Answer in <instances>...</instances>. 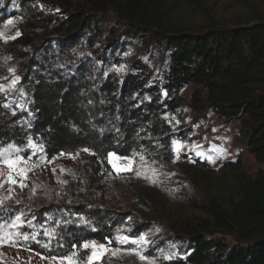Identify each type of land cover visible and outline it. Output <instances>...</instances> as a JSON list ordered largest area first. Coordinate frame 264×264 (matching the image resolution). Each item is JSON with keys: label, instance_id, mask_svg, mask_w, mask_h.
Returning <instances> with one entry per match:
<instances>
[{"label": "trees", "instance_id": "1", "mask_svg": "<svg viewBox=\"0 0 264 264\" xmlns=\"http://www.w3.org/2000/svg\"><path fill=\"white\" fill-rule=\"evenodd\" d=\"M183 1L204 9L201 0ZM175 4L176 0L0 4V23L21 18V35L0 43V70H14L12 80L20 78L14 89L0 92V150L13 145L9 150L14 154L16 149L23 156L35 151L32 159L39 162L41 157L52 161L61 153L78 154L76 172L63 191L73 202H88L91 196L77 192L105 194L101 182L112 170L110 152L123 157L137 153V161L142 155L145 162H171L175 134L164 113L176 111L183 102L181 89L193 85L191 109L240 119L246 146L263 165L251 177L240 171V159L225 162L223 168L237 174L224 179L228 192L213 194L208 174L223 179L228 175L225 169L217 173L200 157L183 159L184 169L193 175L188 176L190 183H204L207 189L185 199L189 208L203 215L172 222L170 231L189 248L187 257L173 264H264V19L234 27L204 21L189 28L173 18ZM110 13L126 25L125 33L141 34L162 46L167 67L158 71L124 54L115 38L120 27L103 35ZM179 137L185 138L181 133ZM141 185L136 186L139 197ZM162 196L170 194L164 191ZM142 198L149 202V195ZM63 207L70 216L56 220ZM121 214L99 204L53 202L39 208L31 224L39 228L50 219L47 226L59 237L43 248L49 237L31 230L24 233L37 234L36 240L21 238L19 245L49 257L67 254L72 244L84 240L106 243V237L115 238L126 216ZM162 225L168 228L167 222ZM224 235L232 236V246L224 242ZM86 254L81 251V258Z\"/></svg>", "mask_w": 264, "mask_h": 264}, {"label": "rangeland", "instance_id": "2", "mask_svg": "<svg viewBox=\"0 0 264 264\" xmlns=\"http://www.w3.org/2000/svg\"><path fill=\"white\" fill-rule=\"evenodd\" d=\"M201 1L204 9L202 6L197 7L187 4L183 0H176L173 18L177 23L189 28L198 27L204 21L234 27L254 23L256 19H264V0ZM15 2L16 0H2L0 4L1 6H12ZM108 17L109 20L102 28L103 35L120 27L115 38H118L122 44L121 50L124 51V54H129L131 57L136 56L158 71L167 67L165 50L155 40L148 37L144 38L141 34H127L125 33L126 25L121 24L111 13L108 14ZM9 19L13 21L12 25L6 24ZM9 19L0 23V32L4 33V37H0L1 44H7L13 40L6 39V37L15 36V33L19 31L21 18L13 16ZM14 72V70H0V84L11 83ZM193 90V85L183 87L180 91L183 100L181 105L176 111L167 110L164 113L172 126V132L175 134L171 139V148L174 153L171 162H145V167L141 168L140 161L135 159L133 170H121L119 173L110 164L112 170L108 171L107 176L105 175L101 182L105 194L101 191L97 193L94 190H90L88 193L79 191L77 192L79 196H91V198L87 199L88 202H73L68 197L69 195L63 191L66 183L60 181L66 182L72 179L77 166L75 159L65 154L51 162L43 160L39 163V167H35L28 174L27 187L21 188L18 185L9 184L0 187V198L8 195L12 197V199L6 200L3 206H0V224L10 223L15 216L24 213L25 223L19 232L36 230L43 236L46 230H53L47 226L50 219L46 220L47 223L39 228L33 227L32 224L29 226L27 223L28 221H35L33 216L39 208L48 206L53 202L79 205L82 203L99 204V206L122 213L121 215H126L119 225L115 237L121 235L135 238L145 235L150 244L145 246L144 254L155 258L156 264H173L180 259L184 260L189 254V248L187 244L182 245L180 240L175 238L172 232V222L182 221L194 214L203 215L200 211L189 208L185 199L188 196L198 195L199 191L205 189V185L204 183H190L188 176L193 175L184 169L183 159L200 157L208 162L211 168L216 169L217 173L225 169L223 168L225 162L240 159L243 163V168L240 171L243 170L251 177L256 176L258 169L263 165L256 160L254 154L246 146L240 119L223 118L211 110H205L201 113L194 112L190 107ZM179 132L182 137L185 136L184 139L179 137ZM173 140L179 141L182 145L178 152L172 143ZM197 151L204 153V155L198 156ZM9 153L15 155L11 150ZM208 157L212 159L209 160ZM115 162L118 165L126 163L123 160ZM0 169L5 174L7 173L6 166L0 165ZM152 169L155 172L151 171ZM137 170H140L142 175L137 176ZM225 171L228 175L223 179H217L215 176L218 174H208V177H211L213 194L228 192L229 184L224 179L228 180L237 173L236 170L230 168L225 169ZM145 176L150 178L146 179ZM153 180L155 182H152ZM138 183L144 184V186L141 185L143 187L142 197L145 194L149 195V202L137 195L136 186ZM10 187L11 192H9ZM164 191H167L170 196L163 197ZM61 216H70L66 207L61 209L59 216L55 219L58 220ZM58 222L63 224V221ZM164 222H167L168 228L163 227ZM8 231L15 233L17 230L9 228ZM58 237L55 233L53 238L57 239ZM60 237L63 238L64 235L62 234ZM14 239L21 241L20 237H14ZM222 239L231 246L234 244L232 236L224 235ZM111 240L113 241L111 247L119 248L121 252L115 256L109 254L102 258L100 264H145L134 254H127L126 250L136 247L135 245H120L115 238ZM41 256L46 257L19 245V243L16 246H11L7 242L0 245V264H51L48 259H41Z\"/></svg>", "mask_w": 264, "mask_h": 264}, {"label": "snow or ice", "instance_id": "3", "mask_svg": "<svg viewBox=\"0 0 264 264\" xmlns=\"http://www.w3.org/2000/svg\"><path fill=\"white\" fill-rule=\"evenodd\" d=\"M7 25H12L13 21L11 19L6 21ZM21 35L20 31H17L15 33V36L6 37V39H15L16 37H19ZM0 37H4V33L0 32ZM19 77H15L11 83H8L7 85L0 84V92H7L11 91L15 88L16 84L19 81ZM23 107V105H21ZM173 145L176 146V151H179V148L182 146L180 145L179 141L173 140ZM31 144V141H30ZM32 147L37 151H43L41 146L38 145H32ZM13 148V145H9L8 148H5L3 150H0V165L6 166L7 173L5 174L2 169H0V187H3L4 184L9 185H18L21 188L27 187V181H28V174L34 170L35 167H39V161H33L32 156L35 155V151L30 156H23L20 155V150H15V155H11L9 153V149ZM83 151L87 152L89 149H83ZM95 153H93L94 155ZM198 156L204 155V153L197 151L196 153ZM60 155H65V153H61ZM67 155L71 156L72 158H75L78 154H72L68 153ZM137 153H133L132 157H120L117 156L115 153L110 152L108 153V162L112 165L113 169L119 173L121 170H133V165L135 163V157L137 156ZM46 159L45 157H41V160ZM56 157H53L52 160L54 161ZM140 159V165L141 168L145 167V161L144 157L141 155L139 157ZM209 160H211V157H208ZM126 161L124 165H118L115 161ZM51 162V161H48ZM214 162V161H213ZM63 170V169H62ZM151 171L155 172L154 169ZM53 172H55V169H53ZM136 175L140 176L142 175V172L140 170L136 171ZM146 179L150 178L148 176H145ZM62 183H66L65 181H60ZM152 182H155L154 180ZM11 187L9 189V192H11ZM12 199L11 195L5 196L0 198V206H3L6 200ZM19 203V201H16ZM25 223L24 220V213H21L17 216H15L10 223L6 222L4 224H0V245H3L5 242H7L11 246H16L19 243L18 239H14V237H20L24 241L28 240H36L37 234H28V233H21L19 232V229L23 226ZM29 226H31V221L27 222ZM9 228L16 229L17 231L15 233L8 231ZM44 235L49 237V243L41 245L43 248H49L51 239L54 237L55 232L54 230L49 231L46 230L44 232ZM115 240L120 245H135L136 247H132L130 249H127L126 252L129 255H135L137 256L141 261L145 262V264H156V259L152 258L148 255L144 254V248L148 244H150V241L147 240L145 235H140L138 237L132 238L129 236H121L117 235L115 237ZM106 243H99L95 240H84L80 242L79 245L72 244V251L61 255V256H49V257H43L41 256V259H48L51 264H100V261L102 258H105L109 254L115 256L118 255L121 252V249L119 248H112L111 245L113 241L109 238H105ZM37 243H39L37 241ZM62 246V245H61ZM81 251H85L87 254L81 258L80 253ZM169 258V257H166Z\"/></svg>", "mask_w": 264, "mask_h": 264}]
</instances>
